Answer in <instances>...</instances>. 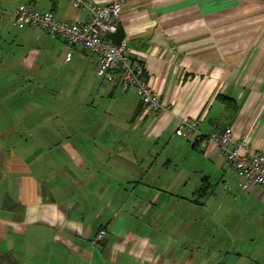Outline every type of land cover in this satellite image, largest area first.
I'll return each mask as SVG.
<instances>
[{
  "label": "crops",
  "instance_id": "obj_1",
  "mask_svg": "<svg viewBox=\"0 0 264 264\" xmlns=\"http://www.w3.org/2000/svg\"><path fill=\"white\" fill-rule=\"evenodd\" d=\"M121 1L113 39L167 110L15 15L31 4L84 22L88 10L0 0V264H264V188L204 142L231 126L264 154V0ZM187 118L201 137L176 134Z\"/></svg>",
  "mask_w": 264,
  "mask_h": 264
},
{
  "label": "built area",
  "instance_id": "obj_2",
  "mask_svg": "<svg viewBox=\"0 0 264 264\" xmlns=\"http://www.w3.org/2000/svg\"><path fill=\"white\" fill-rule=\"evenodd\" d=\"M71 1L80 11H89L84 22L61 20L53 11L45 12L31 4H23L16 10V23L20 28L39 27L71 46L86 49L95 62L96 75L105 82L119 79L124 89L133 88L146 110L160 112L169 109V104L151 85L145 64L132 56L127 41L116 42L113 39L119 29L122 1ZM201 123L200 118L182 119L176 134L187 138L199 134L201 137ZM204 142H213L220 147L244 187L256 185L264 188V154L250 151L248 137L238 138L234 128L230 126L205 136ZM104 235L105 231H100L93 242L102 241Z\"/></svg>",
  "mask_w": 264,
  "mask_h": 264
},
{
  "label": "trees",
  "instance_id": "obj_3",
  "mask_svg": "<svg viewBox=\"0 0 264 264\" xmlns=\"http://www.w3.org/2000/svg\"><path fill=\"white\" fill-rule=\"evenodd\" d=\"M54 1V0H53ZM220 99L225 103V105L227 106V107H231V104L233 103V101H231V100H229V99H227V98H225V97H222V96H220ZM234 104V103H233Z\"/></svg>",
  "mask_w": 264,
  "mask_h": 264
}]
</instances>
